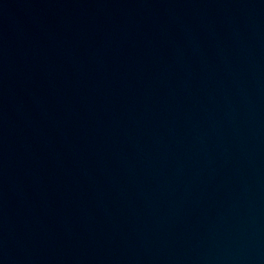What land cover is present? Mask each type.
I'll return each mask as SVG.
<instances>
[{
  "label": "water",
  "instance_id": "water-1",
  "mask_svg": "<svg viewBox=\"0 0 264 264\" xmlns=\"http://www.w3.org/2000/svg\"><path fill=\"white\" fill-rule=\"evenodd\" d=\"M0 264H264V0H0Z\"/></svg>",
  "mask_w": 264,
  "mask_h": 264
}]
</instances>
